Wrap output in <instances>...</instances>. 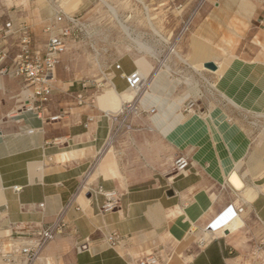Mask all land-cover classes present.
<instances>
[{"label": "crops", "instance_id": "1", "mask_svg": "<svg viewBox=\"0 0 264 264\" xmlns=\"http://www.w3.org/2000/svg\"><path fill=\"white\" fill-rule=\"evenodd\" d=\"M65 1L16 5L11 20L0 22V66L19 53L24 30L41 53L51 38L72 32L50 102L41 104L23 78L0 76V257L25 242L22 232L52 223L72 201L65 233L36 264H135L150 253L161 264H264V4L206 7L159 70L155 58L140 53L101 66L89 56L98 69L93 78L113 83L90 110L75 99L88 72L74 64L73 51L90 45L97 53L99 44L115 42L112 11ZM208 62L217 71L207 70ZM136 72L149 81L144 113L136 130L109 143L113 124L105 114L133 100L124 76ZM191 100L197 107L186 113ZM181 155L192 166L179 175L173 166ZM92 190L116 192L119 209L102 213L106 198ZM209 225L221 229L206 231ZM112 233L122 240L117 248L106 241ZM87 239L88 249L77 251Z\"/></svg>", "mask_w": 264, "mask_h": 264}, {"label": "built area", "instance_id": "2", "mask_svg": "<svg viewBox=\"0 0 264 264\" xmlns=\"http://www.w3.org/2000/svg\"><path fill=\"white\" fill-rule=\"evenodd\" d=\"M209 0H200L199 4L193 11V13L184 22L180 32L171 43L169 52L157 59V70L165 67L168 59L171 56L177 54L178 46L183 39L190 33L196 16L200 13L205 4ZM260 25L264 27V20H261ZM9 26V25H8ZM72 32L69 29L63 31L62 36L53 37L49 40L46 51L44 53L36 52L33 50V39L28 30H24V34L21 38V48L19 53L13 58L10 64H1L0 76L23 78L26 81L28 88L34 89L33 96L39 100L41 104L50 102L52 97L53 84L56 81V70L60 64L61 56L67 51L68 45L66 38L71 36ZM6 56L0 57V62L5 61ZM119 70L120 66H116ZM128 89L133 92V100L125 103L121 110L114 115L105 114V116L112 122V135L109 143H112L120 135L127 134L136 130L135 122L140 118L144 111L141 109V98L147 92L149 88V81L144 79L139 73H133L128 76H124ZM112 82L106 76L101 75L96 78L86 79L82 84V91L75 96L77 104L79 106L87 107L90 110L96 108V102L98 96L103 93L108 87L112 86ZM197 107V102L194 100L189 101L184 111L186 113H192ZM28 111L31 108H27ZM155 110L148 111L146 113L153 114ZM89 121H93L90 118ZM32 133V131H30ZM192 166V162L189 157L185 155L179 156L174 162V171L182 175L187 172ZM91 172H89L83 182L86 183L87 178ZM94 194H102L106 198L105 204L101 208L102 213L113 212L120 207V198L116 192H101L100 190H92ZM72 201L69 202L57 215L55 220L45 226L39 228H31L28 231L22 232L21 237L25 239V242L21 245L13 247L10 251L2 254L0 257V264H36L45 247L55 241L59 236L65 233L67 229V223L65 221V215L70 208ZM41 208L44 205H40ZM221 227H214L209 225L206 231L215 232ZM106 241L111 248H117L121 245V238L118 234L112 233L106 236ZM204 240H200L202 245ZM89 246V239L84 242L78 243L76 249L79 252L87 250ZM135 264H161L160 255L158 253H150L145 256L139 257L135 260Z\"/></svg>", "mask_w": 264, "mask_h": 264}, {"label": "rangeland", "instance_id": "3", "mask_svg": "<svg viewBox=\"0 0 264 264\" xmlns=\"http://www.w3.org/2000/svg\"><path fill=\"white\" fill-rule=\"evenodd\" d=\"M244 1L254 6L264 4V0H209L196 16L195 21L208 6L221 2L231 5H241ZM57 2L58 0H0V22L11 20L12 8L16 5L33 4L35 8H41L48 3L53 5ZM69 2L70 0H66L63 4L66 5ZM87 2L91 7L97 6L100 11L107 9L112 11L108 15H110L109 17H111L115 25L112 38H114V43L116 44L101 43L96 47L97 53L90 45L77 47L73 51L77 58L74 62L78 66L76 67L82 70L86 69L88 72L85 79L93 78V74L98 70L94 62L91 64L89 60L87 61L89 56H92V58L97 57L98 65L100 66L103 63L112 61L119 54L126 52L140 53L141 57H153L157 62V59H160V57L169 52L171 43H173L184 22L193 13L200 0H79L78 8ZM76 5L77 1H73L69 9L75 8ZM129 22L130 24L139 26L138 29H132L128 24ZM252 25V29L259 27V23L256 21H253ZM260 28L264 29L262 26ZM192 29L193 26L191 31ZM235 31H237L235 28L231 31L228 29L227 38H235ZM170 35L171 37H169ZM186 37L179 44L177 53L180 52V48ZM105 38V33L99 36V40H102V42H104ZM255 42L259 43L257 39Z\"/></svg>", "mask_w": 264, "mask_h": 264}, {"label": "bare ground", "instance_id": "4", "mask_svg": "<svg viewBox=\"0 0 264 264\" xmlns=\"http://www.w3.org/2000/svg\"><path fill=\"white\" fill-rule=\"evenodd\" d=\"M231 182H232V184L236 187V188H238V189H240L241 187H242V183L240 182V180H239V178L236 176V175H232V177H231ZM237 219V218H236ZM235 219V220H236ZM234 220V221H235ZM233 222V221H232Z\"/></svg>", "mask_w": 264, "mask_h": 264}, {"label": "water", "instance_id": "5", "mask_svg": "<svg viewBox=\"0 0 264 264\" xmlns=\"http://www.w3.org/2000/svg\"><path fill=\"white\" fill-rule=\"evenodd\" d=\"M204 67L210 71H217L218 67L215 63L213 62H208L204 65ZM172 195V193H170Z\"/></svg>", "mask_w": 264, "mask_h": 264}]
</instances>
